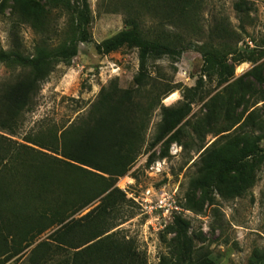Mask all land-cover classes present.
<instances>
[{
	"label": "trees",
	"instance_id": "16d2710c",
	"mask_svg": "<svg viewBox=\"0 0 264 264\" xmlns=\"http://www.w3.org/2000/svg\"><path fill=\"white\" fill-rule=\"evenodd\" d=\"M8 1L12 49L0 50V64L21 69V73L0 87V132L16 137L42 84L58 65L70 64L78 56L81 44L92 43V12L88 0ZM203 1L104 3L108 12L125 16L127 28L96 44V52L108 56L123 49L138 51L139 71L134 87L123 90L111 84L101 91L86 117L61 133L52 129L46 135L27 138L30 146L17 145L0 135V261L7 255L0 264L32 247L46 233V241L31 252V264H47L60 255L66 258L57 264H147L132 241L111 233L115 224L110 217L126 202L117 182L132 171L142 155L151 116L159 106L161 122L145 153L159 144L164 150L159 157L150 154L147 167L168 157L172 144H182L181 136L189 127L201 142L209 134L226 140L201 154L199 176L190 182L187 204H183L186 210L202 212L213 203L215 193L233 199L255 185V173L264 162V150L260 148L264 139L255 135V131L263 130L255 107L264 102V64L254 66L238 79L235 71L244 63L256 64L264 53L254 58L258 51L252 50L254 54L245 57L237 48L239 39L230 45L235 33L223 21L212 27L202 45H184L182 23H196ZM245 5L236 4V11L244 13ZM64 15L67 22L60 30L57 22ZM144 18L157 21L161 28L152 38L141 27ZM23 25L40 36L32 55L23 52ZM165 26L173 27L177 33H168ZM59 39L60 43L53 46ZM189 50L202 56L201 77L186 94L184 104L165 107L161 105L162 98L175 89L161 94L154 91L149 84L150 61L165 57L178 61ZM204 79L214 80L221 90L203 106L205 115L194 119L192 106ZM199 98L201 102L208 99L203 93ZM95 203L98 205L88 214L74 219ZM175 227L171 255L162 257L159 264H216L208 252L196 248L189 234V221L176 217ZM199 240L204 238L200 235ZM250 264H264V250H256Z\"/></svg>",
	"mask_w": 264,
	"mask_h": 264
},
{
	"label": "rangeland",
	"instance_id": "374dc122",
	"mask_svg": "<svg viewBox=\"0 0 264 264\" xmlns=\"http://www.w3.org/2000/svg\"><path fill=\"white\" fill-rule=\"evenodd\" d=\"M88 1L92 12V23L89 26L92 43L81 44L78 56L70 64L58 65L42 84L31 110L22 118L16 137L0 132V135L9 137L17 145L30 146L26 142L27 138L46 135L52 129L61 133L79 119L86 117L101 91L111 84L116 83L123 90L134 87L133 80L139 71L138 51L123 49L103 56L95 49L96 44L127 28L123 14L108 12L104 7V3L121 0ZM242 2L246 3V8L244 13H239L235 6ZM10 12L11 3L8 0H0V50L4 51L12 49ZM222 21L235 33L230 45H235L239 39L237 48L243 51L245 57L254 54L252 50L258 51L254 58L264 53V0H204L196 23H182V43L202 45L207 41L212 27ZM66 22L65 15L58 20L60 30L65 29ZM141 27L145 33L149 31L151 38L155 32L161 30L157 21L150 18H144ZM164 30L172 34L177 33L171 26H165ZM20 36L24 54L32 55L40 36L27 25L21 27ZM60 41L61 39L55 40L53 46H57ZM261 56L256 64L244 63L237 66L236 79L244 76L254 66L263 65L264 54ZM202 65L201 54L194 50L184 52L178 61L168 57L150 61L149 84L153 86L154 91L161 94L175 89L174 93L162 98L161 105L178 108L184 104L186 94L196 87L201 77ZM20 73L21 69L0 64V87L16 79ZM220 90L214 80L204 79L203 89L196 94L198 96L192 106L194 119L205 115L203 106ZM202 93L208 97L204 102L199 98ZM160 107L156 108L151 116L145 137L146 144L137 164L128 175L117 182V186L119 185L125 194L126 202L112 212L110 217L112 225L115 224L111 233H117L126 241H132L147 264H159L162 257L171 255L170 244L175 238L176 227L175 219L166 218L163 221L162 217L151 209V203L155 199H147L149 204L146 205L144 195L147 191H166L175 194L182 204H187L189 184L199 176L198 164L201 154L209 147L224 144L226 141H221L220 136L209 134L205 141L201 142L189 127L181 136L182 144H172L168 157L157 159L147 167L150 154L155 153L156 157H159L164 150L163 144H159L149 154L145 153L154 141L161 122ZM255 108L263 127L261 132L255 131V135H261L264 139V102ZM260 148L264 150V140L261 141ZM36 149L48 153L40 148ZM255 176V185L243 196L225 199L215 193L213 203L207 204L202 212L187 208V213L184 214L183 218L190 222L189 234L193 237L196 248L208 252L216 264H250L254 252L264 250V162L257 168ZM98 204L86 208L74 219L85 216ZM48 235L46 233L41 236L32 247L5 264H31L32 250L38 243L46 241ZM200 235L204 238L203 241L199 240ZM68 253L71 255V251ZM6 257L7 255L2 256V260ZM64 258L65 255L55 256L47 264H57Z\"/></svg>",
	"mask_w": 264,
	"mask_h": 264
},
{
	"label": "built area",
	"instance_id": "2783aa9c",
	"mask_svg": "<svg viewBox=\"0 0 264 264\" xmlns=\"http://www.w3.org/2000/svg\"><path fill=\"white\" fill-rule=\"evenodd\" d=\"M144 196L146 198H144L145 201L147 199H155V201L151 203L150 207L152 210H155L156 213L159 214V216L162 217L163 221H165L164 219L166 218L175 219L176 217H184V214L187 213L186 209L183 207L181 200L175 194H171L166 191H159L154 193L153 191H147ZM145 204L148 205L149 203L146 201Z\"/></svg>",
	"mask_w": 264,
	"mask_h": 264
}]
</instances>
